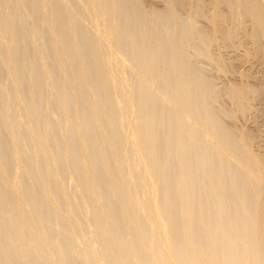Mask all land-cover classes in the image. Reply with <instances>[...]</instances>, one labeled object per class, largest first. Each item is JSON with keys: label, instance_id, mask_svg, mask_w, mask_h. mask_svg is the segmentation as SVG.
Returning <instances> with one entry per match:
<instances>
[{"label": "bare ground", "instance_id": "6f19581e", "mask_svg": "<svg viewBox=\"0 0 264 264\" xmlns=\"http://www.w3.org/2000/svg\"><path fill=\"white\" fill-rule=\"evenodd\" d=\"M160 1L0 0V264H264V0Z\"/></svg>", "mask_w": 264, "mask_h": 264}, {"label": "rangeland", "instance_id": "374dc122", "mask_svg": "<svg viewBox=\"0 0 264 264\" xmlns=\"http://www.w3.org/2000/svg\"><path fill=\"white\" fill-rule=\"evenodd\" d=\"M159 2H161V1H160V0H149L148 3H151V4H157V3H159ZM203 23L206 24V22H203ZM0 44H1V41H0ZM245 68H246V67H245ZM245 68H242V69H245ZM209 70H212V71H215V72H219L218 70H216V69L213 68V67H209ZM218 75L221 76V75H223V74H218ZM230 76H231V77H230ZM217 77H218V76H217ZM225 77H226V78H227V77H228V78H233V77H235V75H229V76H228V75H227V76L224 75V76H222V77H218V79L222 78L223 80L220 79L219 81H222V82H223V81H225V80L228 79V78H227V79H224ZM222 82H221V83H222ZM69 181H70V180H69ZM67 182H68V180H67ZM70 182H71V181H70ZM70 182H68V183H70ZM68 183H67V186H69ZM70 184H71V185H70L69 187L71 188L73 184H72V183H70ZM73 187H74V186H73ZM70 188H69V189H70ZM70 190L72 191V190H74V188H73V189L71 188ZM92 229H93V227H92ZM92 229H91V230H92Z\"/></svg>", "mask_w": 264, "mask_h": 264}]
</instances>
